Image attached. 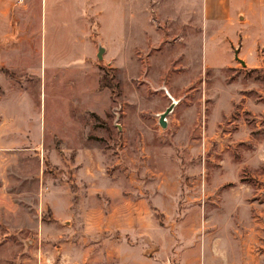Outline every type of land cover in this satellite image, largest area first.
<instances>
[{
  "label": "rangeland",
  "instance_id": "374dc122",
  "mask_svg": "<svg viewBox=\"0 0 264 264\" xmlns=\"http://www.w3.org/2000/svg\"><path fill=\"white\" fill-rule=\"evenodd\" d=\"M156 1L0 7L14 45L0 122L32 121L0 177V264H214L217 243L231 264H264V71L205 67L183 23L200 27V0Z\"/></svg>",
  "mask_w": 264,
  "mask_h": 264
},
{
  "label": "crops",
  "instance_id": "0c3cea01",
  "mask_svg": "<svg viewBox=\"0 0 264 264\" xmlns=\"http://www.w3.org/2000/svg\"><path fill=\"white\" fill-rule=\"evenodd\" d=\"M11 1V0H10ZM9 0H0V7H7L10 4ZM9 2V3H8ZM188 2L191 8L193 0H184ZM158 4L153 0L152 4ZM145 6H149L148 3ZM201 11L200 27L192 26L190 19H183L185 27L189 31H198L200 39L205 40L203 45L208 48V60H205L204 66L214 70H225L240 63L242 67L253 71H264V0H200ZM174 20V18H173ZM7 22V17L0 16V23ZM199 25V23H198ZM176 31V30H175ZM181 30H178L180 33ZM177 33V34H178ZM194 33V32H193ZM11 33L0 30V39L8 38ZM179 35V34H178ZM208 41V44H207ZM201 46V47H202ZM14 45L8 41L5 44H0V63H5L6 68H10L13 59L10 54H13ZM237 56V58H236ZM244 64H242V62ZM3 64V65H5ZM6 95V93H4ZM7 97V95H6ZM9 97V96H8ZM8 101V100H6ZM0 122V177L4 182L6 176H11V172H15L17 165L16 159L28 155L29 147H16V141L13 136L16 134L24 135L32 130V121L26 123V116L21 115L22 120L17 125L13 122L15 118L14 112H3ZM29 123V124H28ZM27 152V153H26ZM7 161V163H5ZM6 167L8 169H6ZM10 168V169H9ZM5 192V193H4ZM7 190H3L0 185V198H12ZM62 199V195L57 197ZM121 208L117 209L119 214ZM126 210H123V212ZM145 210L140 208L136 210L137 220L133 224H141L145 226V218H142ZM114 214H117L114 212ZM108 229L114 227L122 228V218H112L111 214L107 218ZM217 243L215 260L209 258L214 264H231V259H227L223 248ZM208 254V253H207ZM212 249L209 250L210 257H213ZM113 258V256H111ZM135 258V257H134ZM149 256L141 255L137 260L132 261L133 264H158L155 259H148ZM148 259V260H146ZM232 260H234L232 258ZM122 262V261H121ZM239 263V260L236 264ZM252 264H255L252 263Z\"/></svg>",
  "mask_w": 264,
  "mask_h": 264
},
{
  "label": "water",
  "instance_id": "95a60500",
  "mask_svg": "<svg viewBox=\"0 0 264 264\" xmlns=\"http://www.w3.org/2000/svg\"><path fill=\"white\" fill-rule=\"evenodd\" d=\"M102 51H103V48H99V51H98V58H101V53H102ZM236 58H237V56H236ZM238 59V58H237ZM241 61V60H240ZM242 62V61H241ZM242 64H244L243 62H242ZM172 108H173V104H171V105H169L163 112H161L160 114H159V124L161 125V126H165V116L167 115V114H169L170 112H171V110H172Z\"/></svg>",
  "mask_w": 264,
  "mask_h": 264
},
{
  "label": "bare ground",
  "instance_id": "6f19581e",
  "mask_svg": "<svg viewBox=\"0 0 264 264\" xmlns=\"http://www.w3.org/2000/svg\"><path fill=\"white\" fill-rule=\"evenodd\" d=\"M176 103V100H173L172 104L174 105Z\"/></svg>",
  "mask_w": 264,
  "mask_h": 264
}]
</instances>
